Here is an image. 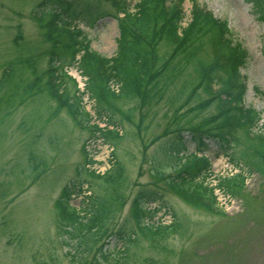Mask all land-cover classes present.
I'll use <instances>...</instances> for the list:
<instances>
[{
  "label": "rangeland",
  "instance_id": "374dc122",
  "mask_svg": "<svg viewBox=\"0 0 264 264\" xmlns=\"http://www.w3.org/2000/svg\"><path fill=\"white\" fill-rule=\"evenodd\" d=\"M39 1L0 0V264H89L98 257V251L95 255L91 252L101 241L103 249L114 255L115 249L126 245L127 264H150V260L152 264H264V176L254 169L249 155L240 154L246 146L248 154L256 147L249 138L240 136L239 144L227 152L231 158L241 160L242 178H246L232 195L235 200L224 205L228 213H223L214 206L185 202L152 177L150 159H164L160 145L169 132L159 140H151L173 127L174 109L167 101L143 106V119L138 127L115 111L116 119L108 127H116L121 137L107 141L100 136L91 137L88 129L74 124L64 108L55 111V101L45 91L33 88L22 91L23 83L30 77L24 58L32 60L38 73L47 67L48 42L31 13ZM116 1L119 0H75L77 18L73 22L83 30L89 47L105 57L114 55L116 50L117 21L111 14L117 10ZM125 1L133 11L131 6L136 0ZM193 3L225 19L234 41L246 50L247 57L239 70L246 83L243 103L264 119V1L182 0L184 14H188ZM187 20L186 15L182 25ZM202 52L209 58L208 46ZM57 68L66 69L76 81L78 91L66 80L69 94L84 89L86 75L79 67L57 62ZM188 71V77L195 76L192 66ZM134 103L136 100L118 101L125 111ZM82 106L89 113L90 124L106 125L105 115L100 118L95 113L94 100L86 94L82 95ZM214 110L211 105L199 117ZM131 117L135 122L138 120L137 113ZM186 140V152L190 155L196 151L195 144ZM83 144H87L86 151L96 161L90 168L100 173L109 167L112 152L109 147H113L127 179L122 182L123 204L114 205L117 208L107 220L105 235L99 237L98 231H94L89 240L93 241L90 251L77 247V238H70L56 225L54 206L66 184L77 189L80 183L82 192L77 190L69 200V205L76 209H87L85 197L89 193L104 191L101 178L89 175L83 168ZM220 153L213 142L199 152L210 159L212 171L225 167V158L218 156ZM247 167L253 168V172L248 173ZM152 181L157 182L161 198L146 204L147 209L157 208L148 222L175 223V230L160 238L156 247L138 230V237L125 244L112 231L129 215L135 189L140 185L151 187ZM217 197L223 201L219 192Z\"/></svg>",
  "mask_w": 264,
  "mask_h": 264
},
{
  "label": "trees",
  "instance_id": "16d2710c",
  "mask_svg": "<svg viewBox=\"0 0 264 264\" xmlns=\"http://www.w3.org/2000/svg\"><path fill=\"white\" fill-rule=\"evenodd\" d=\"M181 2L136 0L131 6L133 11H130L125 0L116 1L117 10L111 13L117 21L116 50L114 55L105 57L89 47L83 30L73 22L77 18L75 0H40L32 12L48 42L47 67L38 73L32 60L24 58L30 77L23 83L22 91L30 88L45 91L54 99L55 111L64 108L74 124L88 129L91 137L100 136L107 141L121 137L116 127H108L116 119L115 111L138 127L143 119V106L167 101L174 109L171 117L173 127L151 140H159L169 132L160 145L164 159H150L152 177L185 202L211 208L215 197L212 189L203 183L209 162L207 158L199 157L196 151L207 149L208 143L213 142L218 151L227 153L242 138H249L256 147L248 154L246 146L240 154L244 157L249 155L254 169L264 176V156L260 154L264 153V134H250L259 113L242 103L246 83L239 70L247 57L246 50L234 41L227 21L213 16L203 5L193 3L191 20L182 26L185 14ZM205 46H208L209 58L202 52ZM262 48L264 52V30ZM57 62L80 68V72L86 75L82 91L69 94L66 80H70L78 91L76 81L66 69L59 71ZM190 66L195 72L192 78L188 77ZM111 81L115 88L111 87ZM85 93L94 100L95 113L100 118L105 115V126L89 123V113L82 106ZM123 100H136V103L125 111L118 105V101ZM211 105L215 110L199 117ZM133 113L138 114L136 122L132 120ZM186 139L195 144L196 151L190 155L186 152ZM111 159L110 168L102 174L84 168L89 175L101 178L104 183L102 193L86 195L87 209L69 205L74 192H82L80 183L77 189L64 185L54 201L56 225L62 227L70 238H77V247L82 246L87 251H90L93 241L89 240L94 231H98L99 237L105 235L107 220L117 208L114 205L124 202L121 189L122 182L127 179L122 165L116 161L113 147ZM88 162L95 161L89 159ZM156 181H152L154 186L140 185L135 189L129 202V215L113 229L112 233L123 243L136 239L138 230L156 247L160 238L175 230V223L148 222L157 208L147 209L146 204L158 202L161 198ZM219 185L233 195L242 186V179H223ZM103 245L101 241L98 257L92 258L89 264H103L101 260L104 264H127L126 245L115 249V255L103 249ZM158 247L164 249L161 245Z\"/></svg>",
  "mask_w": 264,
  "mask_h": 264
}]
</instances>
